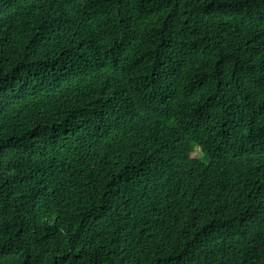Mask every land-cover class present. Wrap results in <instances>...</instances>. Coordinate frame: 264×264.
Returning a JSON list of instances; mask_svg holds the SVG:
<instances>
[{
	"label": "trees",
	"instance_id": "trees-1",
	"mask_svg": "<svg viewBox=\"0 0 264 264\" xmlns=\"http://www.w3.org/2000/svg\"><path fill=\"white\" fill-rule=\"evenodd\" d=\"M0 264H33V0H0ZM34 264H264V0H34Z\"/></svg>",
	"mask_w": 264,
	"mask_h": 264
},
{
	"label": "rangeland",
	"instance_id": "rangeland-1",
	"mask_svg": "<svg viewBox=\"0 0 264 264\" xmlns=\"http://www.w3.org/2000/svg\"><path fill=\"white\" fill-rule=\"evenodd\" d=\"M198 155L201 156V153H199Z\"/></svg>",
	"mask_w": 264,
	"mask_h": 264
}]
</instances>
